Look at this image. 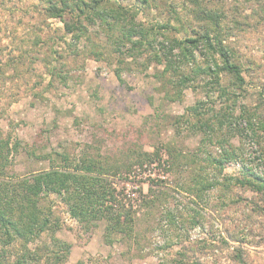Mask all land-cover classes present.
Segmentation results:
<instances>
[{
  "label": "rangeland",
  "instance_id": "obj_1",
  "mask_svg": "<svg viewBox=\"0 0 264 264\" xmlns=\"http://www.w3.org/2000/svg\"><path fill=\"white\" fill-rule=\"evenodd\" d=\"M48 1L61 2L0 0V142L9 146L0 169L17 178L92 158L108 172L115 202L107 205L131 212L132 231H109L104 217L79 221L50 194L39 204L50 211L49 229L9 247L0 242V264H264V197L233 180L244 171L264 178V130L246 123L258 107L264 120V0H199L224 13L225 43L244 69L242 89L222 77L225 93L210 77L193 76L190 63L182 69L194 80L176 89L145 48L137 57L113 51L104 27L90 26L72 41L58 19L45 17ZM142 9L141 23L176 29L168 38L192 35L176 17L197 30L191 0H147ZM195 55V65H204ZM198 101L209 134L175 122ZM156 149L153 160L136 162ZM224 149L235 158L219 174L205 159ZM172 156L183 159L175 164ZM203 168L217 183L191 196L186 189Z\"/></svg>",
  "mask_w": 264,
  "mask_h": 264
},
{
  "label": "trees",
  "instance_id": "obj_2",
  "mask_svg": "<svg viewBox=\"0 0 264 264\" xmlns=\"http://www.w3.org/2000/svg\"><path fill=\"white\" fill-rule=\"evenodd\" d=\"M112 1L115 5H110ZM139 1L140 6L128 7H123L117 0H107L106 3L100 0L48 1L44 14L46 18L58 19L63 24L65 34L76 43L87 34L88 27L97 25L104 27L105 36L116 53L137 57L142 54L140 50L145 48L152 55L151 60L164 64L163 72L175 78L176 89L186 88L189 86L188 82L194 80L182 69L183 64L187 67L189 63L195 66L189 68L193 76L210 77L211 84L218 86L223 93L226 90L221 86L222 77L229 81L230 87L242 89V86L246 84L243 76L244 69L233 48L225 43L224 34L227 28L224 26V13L202 7L199 0H191L195 8L196 22H198L197 30L194 31L192 24H184L176 17L179 28L187 33L192 32V35L168 38L165 32L176 31L169 24L148 25L137 20V16L143 12L142 6L147 3V0ZM159 36H162L163 41H157L156 38ZM156 45L159 46L157 49H155ZM196 53L203 56L204 65H195ZM115 75L121 81L120 73H115ZM259 99L264 106V97L261 94H259ZM203 106L204 102L198 101L187 109L186 115L176 117L175 122L190 124L191 130L209 134L212 129L202 119V116L208 118L202 112ZM258 109L259 107L251 112L246 123L249 127L264 130V120L260 121L259 117L262 115L259 114ZM249 112L246 107H243V113ZM192 117H197L194 123H190L189 118ZM228 118V115H224L217 119V124L222 126ZM0 146V160L7 162V155L4 156L2 153H6L9 148L8 143L1 141ZM158 152L157 149L153 153L144 152L136 162H149L158 156ZM179 158L183 159V157L172 156L174 159L172 163L178 164ZM193 158L194 165L199 164L197 162L199 155L196 154ZM234 158L233 151L224 149L223 153L216 157L207 154L205 165L219 169V174H221L224 164ZM62 159L65 162L69 160L67 157ZM203 171L204 175L199 174L193 178L190 187L186 189L191 196L194 194L199 197L203 191L214 188L217 183V178L210 177L204 168ZM107 177L108 172L89 157H84L72 167H64L63 170L52 167L47 171L17 178L8 177L5 170L1 168V244L9 247L16 240H27L49 229L50 211L43 212L39 204L43 196L50 194H55L63 200L68 205L70 214L79 221H93L104 217L108 221L109 231L126 232L129 230L131 232L133 223L131 212L124 211V209L115 210L107 205L110 200L115 202ZM225 178L223 180H226ZM233 180L242 188H251L264 197V178L244 171L241 178Z\"/></svg>",
  "mask_w": 264,
  "mask_h": 264
}]
</instances>
